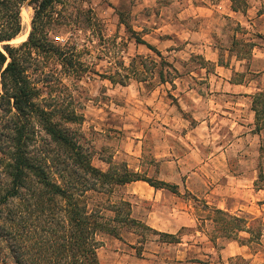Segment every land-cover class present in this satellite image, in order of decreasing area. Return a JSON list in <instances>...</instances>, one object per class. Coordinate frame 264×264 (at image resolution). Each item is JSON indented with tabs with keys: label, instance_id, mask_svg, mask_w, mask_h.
<instances>
[{
	"label": "rangeland",
	"instance_id": "obj_1",
	"mask_svg": "<svg viewBox=\"0 0 264 264\" xmlns=\"http://www.w3.org/2000/svg\"><path fill=\"white\" fill-rule=\"evenodd\" d=\"M155 1L156 5L144 6ZM173 2L62 0L58 5L61 14L72 12L74 19L67 24L62 15L56 18L60 25L49 33L48 39L57 42L59 52L47 48L34 56L30 78L40 89L41 105L61 115L75 112L79 116L76 122L67 123V127L75 133L95 167L108 171L110 167L126 165L138 172L140 178L178 186L176 194L163 188L162 202H137L126 185L114 187L112 193L106 186L100 189L103 192L92 190L85 194L89 209L107 204L108 199L116 202L125 199L131 203L132 216L143 222L152 210L156 214L154 219L166 215L163 220L169 223L173 218L169 209L176 206L188 207L195 219L194 225L175 233L180 243L163 242L159 235L142 229L132 233L133 229L123 228L120 238L103 235L98 249L100 264H264V181L256 185L259 170L264 169V128L242 129L238 134L241 139H234L237 144L229 148L232 157L229 168L237 178L226 173L216 176L207 165L204 178L193 175L195 179H188L200 163L198 150L194 153L183 143V138L191 134L197 120L209 119L212 123L219 117L215 113L222 114L215 111L213 101L223 103L225 97L219 93L225 84L214 78L218 73L216 64L206 61L196 50L191 53L194 48L187 45L190 40L167 33L165 21L170 14L167 9ZM193 2L208 6L220 2L226 7L231 4L229 0ZM234 6L247 14L251 0H234ZM177 7L178 4L174 9ZM21 14L23 30L10 42L14 45L26 41L32 28L34 10L27 2ZM158 26L164 27L165 33L145 36ZM225 31L226 37L213 32L214 43L223 50L233 43L235 49L241 48L246 53L251 41L245 44L244 35L240 41H233V36L251 34V26H241L237 19L228 18ZM135 36L159 43L161 57L147 45L136 42ZM70 59L75 62V68L66 64ZM224 59L222 51L221 60ZM114 74L120 82L107 78ZM241 75L244 77L245 73ZM247 77L251 79V75ZM240 79L233 75V80ZM192 88L203 99L190 91ZM222 124L223 127L218 126L220 131L215 132L206 123L203 125L201 141L195 147L199 145L200 153L206 157L217 150L214 145L221 138L218 135L227 134L226 143L233 141L232 132H226ZM39 137L50 141L43 130L39 131ZM173 152L182 160L174 162L175 155H170ZM139 183L137 188L148 186ZM190 185L199 188L201 196L192 194L187 189ZM227 185L233 189L228 190ZM236 187L242 191H236ZM44 199L47 201V197ZM222 207L241 219L239 226L228 232L219 228L223 224L213 221L215 210ZM106 214L114 216V212L106 211Z\"/></svg>",
	"mask_w": 264,
	"mask_h": 264
},
{
	"label": "trees",
	"instance_id": "obj_2",
	"mask_svg": "<svg viewBox=\"0 0 264 264\" xmlns=\"http://www.w3.org/2000/svg\"><path fill=\"white\" fill-rule=\"evenodd\" d=\"M61 1L0 0V264H100L101 237L120 238L123 228L133 229L132 233L142 229L159 235L163 242H181L176 234L134 218L131 203L125 199H108L103 206L88 208L85 194L103 192L100 189L106 186L110 193L114 187L134 181L173 193H178V186L140 178L126 165L108 171L95 167L67 127L79 116L75 112L61 115L40 104V89L32 82L29 69L34 56L47 48L59 52L57 42H50L48 35L60 25L56 18L62 15L58 9ZM25 2L34 10L32 28L26 41L14 45L10 42L23 30L21 8ZM62 17L67 24L74 19L72 12ZM134 38L161 57L153 45ZM67 61L71 68L76 67L72 59ZM107 78L120 82L116 74ZM252 105L260 130L264 128V88L255 94ZM40 130L50 141L39 137ZM261 180L264 169L259 170L256 185ZM215 214L213 221L223 224L220 229L228 232L239 226L241 219L230 212L216 209Z\"/></svg>",
	"mask_w": 264,
	"mask_h": 264
},
{
	"label": "crops",
	"instance_id": "obj_3",
	"mask_svg": "<svg viewBox=\"0 0 264 264\" xmlns=\"http://www.w3.org/2000/svg\"><path fill=\"white\" fill-rule=\"evenodd\" d=\"M156 2L157 1L153 4L146 2L144 6L150 7L156 5ZM229 2L231 4L229 7H226L220 4V2L208 6L204 3L197 4L193 2V0H175V2L170 4L171 7L169 5L167 9L170 13L167 21H165L168 27L167 33L184 38L185 41L190 40L187 45L193 46L194 49L191 53L196 50V53L201 54L206 61L216 64L218 73L214 75V78L215 80H220L222 84H225L223 90L219 93V96L225 97L223 103L213 101L215 103V111H220L222 114L215 113V116L219 117H217L215 121H212V123L209 122V119L197 120V124L192 128L191 134L189 133L186 138H183V143L194 153L198 150L196 154L200 163L192 174L189 175L188 179H195L193 175L198 176L200 179L204 178L205 175L203 173L207 165L210 166L212 173L216 176L219 175V177H222V175L226 173L229 177L233 176L237 178L231 173V169L229 168V162H231L232 159L228 154L229 148L237 144L234 139L237 141L241 139L238 134L242 129L247 128L251 130V127L256 126V115L252 105L253 97L264 88V0H251V10L248 9L247 14L243 13L239 8L236 10L233 8L234 0H229ZM177 4L178 7L174 9ZM249 13H251V16ZM228 18L237 19V23L241 26H251V34L249 32L246 34L236 33V35L233 36V41H240V37H243V35L246 37L244 40L245 44L251 41V45H249L246 53H243L241 48L239 50L235 49L233 43L232 46L224 50L214 43L213 32H217L221 37L227 36L225 26ZM152 29L153 31L145 33V36L155 33H165V30L162 32L164 27L161 26ZM249 35H251V39L248 38ZM157 40L163 42L160 37H158ZM150 44L157 48V50H161V45L159 43L156 44V42L152 41ZM195 47L197 48L195 49ZM222 51L225 52L224 60H221ZM235 65L237 66L236 68H234ZM243 73H245L244 77L241 75ZM247 74L248 76L251 75L250 80H247ZM233 75H237L241 77V79L235 81L233 80ZM190 91L196 92L199 99H203V95L196 89L192 88ZM204 123H206L208 128L213 132L220 131L218 130V126H220L221 123L225 124L226 130H224L228 133L232 132L231 137H233V139H231L233 141H231V143H226L225 139H227V134L218 135L221 138L217 141V144L215 143L214 145V149L217 150L212 151L207 157L201 154L199 145L198 147L195 146L201 141L200 137L202 135ZM213 124H215V126ZM170 155H175V158L171 157L174 162H177L176 160H178L177 158L179 156L175 154V152L170 153ZM181 160H178V162ZM238 178L241 179V177ZM243 178L250 180L249 177ZM139 182L140 181H136L126 184V187L131 191L130 193L136 196L137 202H144V200L163 201L162 198H160L163 188H155L145 181L142 182L146 183L148 186L142 185L137 188L136 185H141ZM226 188L228 190L233 189L231 185H227ZM187 189L192 194L198 197L201 196L202 191L199 190V188L190 185ZM235 190L238 192L242 191L239 187H236ZM210 204L211 202H206V205ZM222 208L225 209V211L229 210V208L226 207ZM161 211L162 210H160V212ZM169 211L173 217L169 223L163 220L167 218L166 215V218L164 215L160 214L157 216L158 219H154L156 214L152 210L148 211L147 216L144 217L143 220L156 230L173 234L185 226H192L195 224V219L192 217L188 207L176 206L169 209ZM163 212L164 214L166 213V211ZM141 259L144 260V258Z\"/></svg>",
	"mask_w": 264,
	"mask_h": 264
},
{
	"label": "bare ground",
	"instance_id": "obj_4",
	"mask_svg": "<svg viewBox=\"0 0 264 264\" xmlns=\"http://www.w3.org/2000/svg\"><path fill=\"white\" fill-rule=\"evenodd\" d=\"M25 21V20H24ZM25 24V23H24Z\"/></svg>",
	"mask_w": 264,
	"mask_h": 264
}]
</instances>
